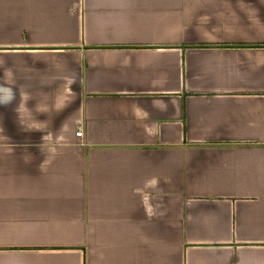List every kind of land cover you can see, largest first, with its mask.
Returning <instances> with one entry per match:
<instances>
[{
	"label": "crops",
	"instance_id": "1",
	"mask_svg": "<svg viewBox=\"0 0 264 264\" xmlns=\"http://www.w3.org/2000/svg\"><path fill=\"white\" fill-rule=\"evenodd\" d=\"M0 264H264V0H0Z\"/></svg>",
	"mask_w": 264,
	"mask_h": 264
},
{
	"label": "built area",
	"instance_id": "2",
	"mask_svg": "<svg viewBox=\"0 0 264 264\" xmlns=\"http://www.w3.org/2000/svg\"><path fill=\"white\" fill-rule=\"evenodd\" d=\"M75 135H76V136H80V135H81V129H78V130L75 132Z\"/></svg>",
	"mask_w": 264,
	"mask_h": 264
}]
</instances>
